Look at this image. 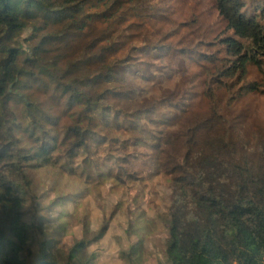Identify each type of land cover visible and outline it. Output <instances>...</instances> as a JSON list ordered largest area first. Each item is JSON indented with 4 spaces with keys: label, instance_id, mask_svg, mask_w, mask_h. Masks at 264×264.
I'll list each match as a JSON object with an SVG mask.
<instances>
[{
    "label": "trees",
    "instance_id": "obj_1",
    "mask_svg": "<svg viewBox=\"0 0 264 264\" xmlns=\"http://www.w3.org/2000/svg\"><path fill=\"white\" fill-rule=\"evenodd\" d=\"M50 169L63 218L88 197L103 211L70 259L106 238L109 187L151 211L174 195L171 264H262L264 0H0V264H28Z\"/></svg>",
    "mask_w": 264,
    "mask_h": 264
},
{
    "label": "rangeland",
    "instance_id": "obj_2",
    "mask_svg": "<svg viewBox=\"0 0 264 264\" xmlns=\"http://www.w3.org/2000/svg\"><path fill=\"white\" fill-rule=\"evenodd\" d=\"M27 35L29 31L26 32ZM68 191L58 182V175L51 169L44 171L36 179V184L28 195L23 217L25 224L31 229V239L26 242L23 253L28 264H38L48 248V261L51 264H132L131 260L134 264H171L166 255L169 238L166 220L169 219L167 211L176 199L172 193L164 190L161 193L164 201L160 210L151 211L149 204H130L127 199L120 198L115 190L111 192L107 187L103 190L106 208L110 212L116 208L118 210L114 214V220H110L106 238L90 247H81L79 254L82 259H70L72 247L84 236H97L98 229L105 221L103 211L92 197H88L84 205H79L72 212L65 210L63 218V207L59 202ZM128 206L132 211L131 217L125 213ZM79 211L90 217L89 234L84 232L85 223L82 218H75ZM137 213H141L142 217L136 218ZM72 217L77 222L73 230L68 225ZM136 219L138 220L135 221ZM151 220L158 221L157 227L151 234L142 235L140 232L144 223ZM132 225L134 228L131 229ZM129 253L131 256L125 255Z\"/></svg>",
    "mask_w": 264,
    "mask_h": 264
},
{
    "label": "clouds",
    "instance_id": "obj_3",
    "mask_svg": "<svg viewBox=\"0 0 264 264\" xmlns=\"http://www.w3.org/2000/svg\"><path fill=\"white\" fill-rule=\"evenodd\" d=\"M263 258H264V255H262V257H261V263H262V264H264V263H263ZM236 264H237V263H236Z\"/></svg>",
    "mask_w": 264,
    "mask_h": 264
},
{
    "label": "built area",
    "instance_id": "obj_4",
    "mask_svg": "<svg viewBox=\"0 0 264 264\" xmlns=\"http://www.w3.org/2000/svg\"><path fill=\"white\" fill-rule=\"evenodd\" d=\"M263 263H264V258H263Z\"/></svg>",
    "mask_w": 264,
    "mask_h": 264
}]
</instances>
